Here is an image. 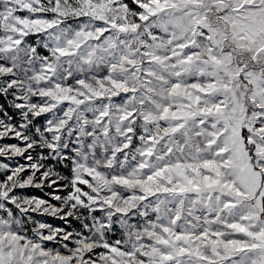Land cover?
<instances>
[{
  "label": "snow or ice",
  "instance_id": "6c2138e0",
  "mask_svg": "<svg viewBox=\"0 0 264 264\" xmlns=\"http://www.w3.org/2000/svg\"><path fill=\"white\" fill-rule=\"evenodd\" d=\"M0 264H264V0H0Z\"/></svg>",
  "mask_w": 264,
  "mask_h": 264
},
{
  "label": "rangeland",
  "instance_id": "374dc122",
  "mask_svg": "<svg viewBox=\"0 0 264 264\" xmlns=\"http://www.w3.org/2000/svg\"><path fill=\"white\" fill-rule=\"evenodd\" d=\"M41 122H43V118H41ZM30 194H34V195H37V196H42L43 193L39 192L38 190H29ZM50 222H53V223H56L57 225H59L61 222L60 221H51Z\"/></svg>",
  "mask_w": 264,
  "mask_h": 264
}]
</instances>
